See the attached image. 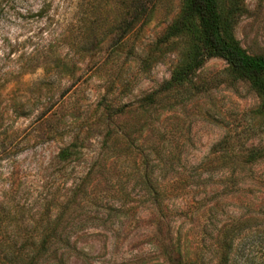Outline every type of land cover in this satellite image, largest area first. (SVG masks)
<instances>
[{
	"label": "rangeland",
	"instance_id": "rangeland-1",
	"mask_svg": "<svg viewBox=\"0 0 264 264\" xmlns=\"http://www.w3.org/2000/svg\"><path fill=\"white\" fill-rule=\"evenodd\" d=\"M180 2L0 0V218L61 232L76 264H217L215 230L238 234L231 264H264V160L238 158L264 148V118L216 58L165 87L183 44L157 42ZM240 8L231 34L263 54L264 0Z\"/></svg>",
	"mask_w": 264,
	"mask_h": 264
},
{
	"label": "trees",
	"instance_id": "trees-1",
	"mask_svg": "<svg viewBox=\"0 0 264 264\" xmlns=\"http://www.w3.org/2000/svg\"><path fill=\"white\" fill-rule=\"evenodd\" d=\"M221 2L222 0H181L177 16L165 28L157 42L160 46L177 41L183 44L180 59L171 70L165 87L180 86L204 60L216 58L224 62L233 76L247 83L258 101L254 114L258 118H264V53L247 54L231 34L227 16L240 11L242 0H231L226 16L220 12ZM228 146L229 139L225 138L216 145V152L227 154L226 150L231 151ZM79 149L80 144L72 141L58 152L56 163L73 165L80 157ZM238 158L241 159V164L251 165L264 160V148L244 149ZM38 221L35 222L36 226ZM18 222L20 219L10 216L0 218V264H76L78 260L81 262V259H86L87 254L83 250L70 248L61 232H56L55 229H15L14 224ZM217 231H214L213 238L212 234L208 238L218 246V251L216 247L213 249V253H219L217 264H231L234 261L231 259V252L238 234L235 232L236 234L222 236ZM165 259L168 264H174V260L169 262V258ZM182 263L204 264L200 261Z\"/></svg>",
	"mask_w": 264,
	"mask_h": 264
}]
</instances>
